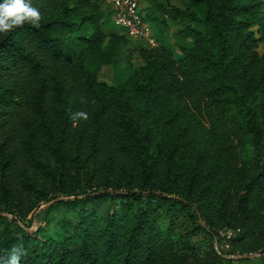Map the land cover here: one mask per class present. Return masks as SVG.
I'll return each mask as SVG.
<instances>
[{"label":"trees","instance_id":"16d2710c","mask_svg":"<svg viewBox=\"0 0 264 264\" xmlns=\"http://www.w3.org/2000/svg\"><path fill=\"white\" fill-rule=\"evenodd\" d=\"M185 1L157 7L202 29H182L176 51L141 48L117 86L98 77L129 44L107 33L108 0H32L40 27L0 34V258L14 245L21 264L264 256V3ZM77 111L89 119L74 125ZM215 220L240 229L229 255Z\"/></svg>","mask_w":264,"mask_h":264},{"label":"rangeland","instance_id":"374dc122","mask_svg":"<svg viewBox=\"0 0 264 264\" xmlns=\"http://www.w3.org/2000/svg\"><path fill=\"white\" fill-rule=\"evenodd\" d=\"M261 1L264 3V0ZM158 3L173 5L181 9L189 7L185 0H140V13L150 28V35L156 40L157 46L171 47L176 51L179 44H189L191 40H185L179 32L187 25H191L199 30L202 29V26L189 22L174 24L171 19L164 15L157 7ZM261 10L264 12V5ZM108 20L107 33L126 35L125 31L119 29L114 24L113 18ZM126 38L129 40V44L119 49L116 63L113 65H105L101 68L98 76L100 81L117 86L121 81L129 79L144 64L143 59L140 57L139 50L141 48H146L147 45L142 40L135 39L129 35H126ZM259 50L262 51V46ZM106 210L107 205L100 206V211L104 212ZM38 214L39 212L36 215ZM63 214L71 218V215L69 213H64L63 210L58 213L60 217ZM215 222L220 234L223 233L225 224L218 220H215ZM25 225L30 226L29 221L25 222ZM36 225L37 224L34 223V227H36ZM216 247L219 254L223 253L224 255H229L230 249L225 246L224 242L220 244V247L218 244Z\"/></svg>","mask_w":264,"mask_h":264},{"label":"clouds","instance_id":"9594fccd","mask_svg":"<svg viewBox=\"0 0 264 264\" xmlns=\"http://www.w3.org/2000/svg\"><path fill=\"white\" fill-rule=\"evenodd\" d=\"M44 16L40 8L34 6L32 0H0V34L8 35L17 28L30 25L39 28ZM81 103H87L81 98ZM74 123L80 120L87 121L89 115L84 111H77L71 114ZM27 253L23 245H14L6 250V256L0 258V264H21L22 257Z\"/></svg>","mask_w":264,"mask_h":264},{"label":"built area","instance_id":"2783aa9c","mask_svg":"<svg viewBox=\"0 0 264 264\" xmlns=\"http://www.w3.org/2000/svg\"><path fill=\"white\" fill-rule=\"evenodd\" d=\"M113 10L114 24L135 39L142 40L148 47H157V42L150 35V28L140 13V0H108ZM240 233V229H226L221 233L225 246L230 249L231 240ZM253 255V254H251ZM246 255H232L236 260Z\"/></svg>","mask_w":264,"mask_h":264},{"label":"crops","instance_id":"0c3cea01","mask_svg":"<svg viewBox=\"0 0 264 264\" xmlns=\"http://www.w3.org/2000/svg\"><path fill=\"white\" fill-rule=\"evenodd\" d=\"M233 264H264V256H259L250 260H237L234 261Z\"/></svg>","mask_w":264,"mask_h":264},{"label":"water","instance_id":"95a60500","mask_svg":"<svg viewBox=\"0 0 264 264\" xmlns=\"http://www.w3.org/2000/svg\"><path fill=\"white\" fill-rule=\"evenodd\" d=\"M260 255H258V254H253V255H249V256H245V257H241V258H238V259H236V261L238 260H250V259H254V258H256V257H259Z\"/></svg>","mask_w":264,"mask_h":264}]
</instances>
